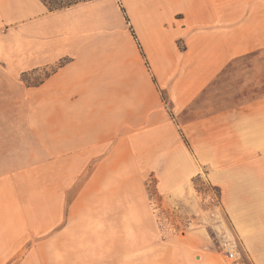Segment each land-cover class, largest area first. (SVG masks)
I'll use <instances>...</instances> for the list:
<instances>
[{"label": "crops", "instance_id": "1", "mask_svg": "<svg viewBox=\"0 0 264 264\" xmlns=\"http://www.w3.org/2000/svg\"><path fill=\"white\" fill-rule=\"evenodd\" d=\"M10 28L46 36L40 64L68 58L34 87L47 100L45 131L35 133L42 163L61 161L66 178L46 189L76 187L61 229L25 227L35 241L16 264H58L59 250L70 263L69 247L56 243L74 240L71 227L88 218L77 211L117 206L101 198L120 177L137 186L152 178L158 195L181 201L205 179L220 190L208 220L229 225L244 264H264V96L190 115L230 62L264 50V0H88L54 11L0 0V33ZM66 228L69 240L57 234Z\"/></svg>", "mask_w": 264, "mask_h": 264}, {"label": "rangeland", "instance_id": "2", "mask_svg": "<svg viewBox=\"0 0 264 264\" xmlns=\"http://www.w3.org/2000/svg\"><path fill=\"white\" fill-rule=\"evenodd\" d=\"M45 41V35H18L14 28L0 33V258L11 243L10 264H16L25 247L34 245L32 232L26 229L46 228L42 223L62 228L65 196L71 200L76 188L65 194L46 189L53 184L62 187L66 178L61 175V161L42 163L48 155L35 132L45 131L41 128L46 125L47 100L34 87L68 58L40 64L47 58ZM261 96L264 50L234 61L198 98L190 115ZM136 184L135 179L120 177L119 189L102 196V202L117 204L113 210L77 211L88 218L71 227V243L65 237L64 243H56V248L69 247L70 263L59 250L58 264H228L223 242L234 240L240 250L229 225L216 226L221 221L208 220L217 210L218 187L196 177L189 200L181 201L158 195L152 178L146 186ZM69 230L57 234L69 240ZM191 236H198L199 242L189 247L185 240Z\"/></svg>", "mask_w": 264, "mask_h": 264}, {"label": "trees", "instance_id": "3", "mask_svg": "<svg viewBox=\"0 0 264 264\" xmlns=\"http://www.w3.org/2000/svg\"><path fill=\"white\" fill-rule=\"evenodd\" d=\"M49 11H54V10H60V9H64V8H68L72 5H75L79 2H85L88 0H40ZM259 52V51H258ZM256 53V52H255ZM252 54V53H251ZM246 56V55H245ZM243 56L237 57L236 59H234L232 62H230V64H228L219 74L218 76L212 81V83H210V85L204 90L203 93H205V91L211 87L213 85V83L222 75V73L232 64L234 63V61H236L237 59L241 58ZM62 64H60L61 66ZM47 77V76H46ZM202 93V94H203ZM201 94V95H202ZM200 95V96H201Z\"/></svg>", "mask_w": 264, "mask_h": 264}, {"label": "built area", "instance_id": "4", "mask_svg": "<svg viewBox=\"0 0 264 264\" xmlns=\"http://www.w3.org/2000/svg\"><path fill=\"white\" fill-rule=\"evenodd\" d=\"M225 251V260L228 264H244V258L240 250H238L237 243L234 240L226 239L223 242Z\"/></svg>", "mask_w": 264, "mask_h": 264}]
</instances>
